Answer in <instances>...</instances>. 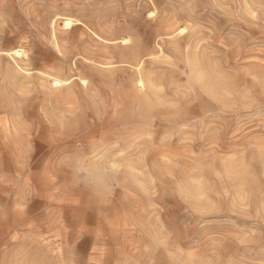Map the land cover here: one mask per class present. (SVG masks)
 <instances>
[{
    "label": "rangeland",
    "instance_id": "374dc122",
    "mask_svg": "<svg viewBox=\"0 0 264 264\" xmlns=\"http://www.w3.org/2000/svg\"><path fill=\"white\" fill-rule=\"evenodd\" d=\"M56 16L77 21L56 28L63 58ZM162 22L185 28L174 44L158 43ZM124 37L160 46L142 67L160 95L149 107L132 101L111 42ZM18 48L24 81L2 54ZM59 66L96 94L73 115L37 79ZM116 131L140 134L126 150L140 185L109 170ZM189 263L264 264V0H0V264Z\"/></svg>",
    "mask_w": 264,
    "mask_h": 264
},
{
    "label": "bare ground",
    "instance_id": "6f19581e",
    "mask_svg": "<svg viewBox=\"0 0 264 264\" xmlns=\"http://www.w3.org/2000/svg\"><path fill=\"white\" fill-rule=\"evenodd\" d=\"M152 14L153 13L149 14V16H151ZM76 23H77V21H75L69 17L56 16L52 20V23H51V40H52V47H53L57 56L63 58L62 49L60 48V46L57 42V39H56V34H55V32H57L56 28L60 27L64 31H68V30H71V28ZM158 24H160V23H158ZM162 24L163 25L161 27H159V29L161 28L160 32H162V31L163 32L161 33V35H159L160 33L158 34V39H157L158 43L159 42L163 43L165 40H168L170 43L174 44L176 41H178V40H176L177 37L182 36L184 31H185V28L171 30L172 24L169 22L168 23L162 22ZM176 31H177V33H175ZM94 36L102 42L109 43V41L104 40L97 35H94ZM117 41H118V44L114 43V41H111V42L113 44H115L116 47H117V45H118V47H121L123 49V51L124 50L127 51V53L124 51L126 53L125 57L127 59H125V61H123V63L125 65H127L130 69H132V71H133L132 101L137 103L138 105L149 107V105H151L153 103V101L154 102L158 101L157 99H159L160 95H158V92L156 91L154 81L152 80V78L150 76L145 75L143 73L142 67L145 63H147V61L154 60L160 54V46L157 44L158 51H156V52H150V53H145V54L143 53L142 54V52H141L142 50H141V46H140L139 42L131 43L129 37L120 38ZM2 54H4L5 57L10 58L13 61L14 65L16 66V67H14V68H16V75L18 77H20L21 80L24 81V80L29 79V77L31 76L29 71L27 69H25L24 66H22L23 59L26 58L25 51L22 48L4 51ZM193 56L194 55H192V58H193ZM194 57H195L194 59L190 58L191 60L189 59V61H188L189 65H190V71L194 72L199 77V80H205L204 72L202 71V69L198 68V65H199L198 64L199 63L198 58L199 57L198 56L196 57V54ZM76 60L77 59L74 58V62ZM91 61H93V60H91ZM100 66L106 67L109 65L101 64ZM62 73H63V67L59 66L58 69L55 70L54 73H52V74L40 73V75L37 77V79L40 80L41 85L46 90L50 103L55 104V106L61 107L60 109H61V112L63 113V115L64 114L73 115L76 111L74 104H76L75 102H76L77 98L78 97L80 98L79 94L81 92L84 95L90 94V96L92 98H95L96 94L92 93V89L87 87V82L85 80L81 79L80 76H75V75L64 76V74H62ZM77 80L79 81L80 86H79V84H77V82H76ZM116 132L117 133H114V134H116V135L118 134L119 137H125V136L126 137L124 138L125 141L120 146L117 147L118 148L117 153L115 155H113V158L111 160L107 161V164L110 165L109 170L113 171L116 163H123L124 170H125L124 181L127 183L140 185L141 183H140L139 176L143 175V173L140 169L141 166L139 165L140 166L139 167L136 165H138V163L141 160H143V158L137 157L136 159H131V154L127 153V151H126V150H129L131 148V145H132V142H129L130 140H127L129 138V136L130 137L132 136L133 137L132 141H134V140L138 139L140 134H139V132H135V131H134L135 133H131V134H128L127 131H116ZM89 144H91V142ZM116 156H118V157H116ZM165 158H166V156H165ZM228 173H231V170ZM122 174H123V172H122ZM198 180H199V178L194 176V175L189 176L187 181H186V184H185L186 189L184 190L187 193L190 192L194 196V198L196 197L197 199L202 196V190H201L202 188L200 186V181H198ZM140 188L142 189V191L146 190L142 186ZM83 219H84V217H83ZM99 228H102V227H99Z\"/></svg>",
    "mask_w": 264,
    "mask_h": 264
}]
</instances>
